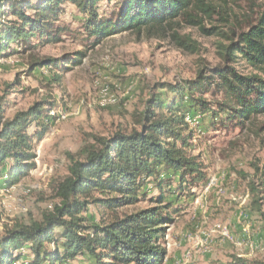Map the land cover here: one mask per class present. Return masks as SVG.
Here are the masks:
<instances>
[{
	"label": "rangeland",
	"instance_id": "rangeland-1",
	"mask_svg": "<svg viewBox=\"0 0 264 264\" xmlns=\"http://www.w3.org/2000/svg\"><path fill=\"white\" fill-rule=\"evenodd\" d=\"M117 2L100 3L102 19H113ZM215 2L222 17L230 15L234 27L235 21L238 27L245 18L264 13V0ZM63 8L53 22V41L37 35L0 51L2 123L41 107L66 116L55 119L42 136L36 123L27 127L36 167L15 187L7 188L0 181V239L17 225L41 221L44 213L61 204L57 189L69 175L67 154L78 157L93 137L110 139L121 132L140 131L152 99H174L169 87L196 81L200 73L211 76L210 72L222 64L217 53L222 38L207 36L199 27L183 22L177 27L180 36L200 45L196 54L179 49L168 37L132 32L95 44L84 15L72 4ZM221 16L206 19L204 27L228 32L230 24L221 22ZM6 20L13 22L15 18L6 14ZM223 97L210 88L202 99L218 113ZM159 113L167 115L164 109ZM183 113L187 124L183 132L192 135L186 152L201 166L205 179L198 184L188 177L182 188L173 185L171 194L166 195V202L174 207L168 211L172 222L164 226L160 241L166 251L164 264H264V116L241 124L228 120L227 113L219 117L195 113L188 102ZM180 176L170 172L165 179L178 181ZM213 178L216 182L209 187ZM150 182L141 189L136 204L113 212L94 204L92 200L103 198L94 194L81 214L88 220L84 226L103 225L113 218L123 220L165 206L166 202L157 201L161 191ZM251 185L258 188V195L250 193ZM257 197L262 200L261 212L253 208ZM189 253L192 260L187 258ZM22 254L21 264H28V251ZM67 264L95 263L81 256Z\"/></svg>",
	"mask_w": 264,
	"mask_h": 264
},
{
	"label": "trees",
	"instance_id": "trees-1",
	"mask_svg": "<svg viewBox=\"0 0 264 264\" xmlns=\"http://www.w3.org/2000/svg\"><path fill=\"white\" fill-rule=\"evenodd\" d=\"M113 1L0 0V51L37 35L48 42V37H52L53 41V22L63 13L64 5L72 4L87 19L85 26L95 44L132 32L168 37L179 49L196 54L200 45L177 32L183 22L199 27L207 36L222 38L217 44L222 64L210 72L211 76L200 73L196 81L169 87L174 99H152L143 114L140 131L121 132L110 139L93 137L92 144L78 157L67 154L71 161L69 175L57 189L61 204L53 212L44 213L41 221L7 231L0 239V264H21L23 250L31 258L28 264H67L81 256L89 257L95 264H164L166 251L160 241L164 226L172 222L168 211L174 207L166 202V195L171 194L173 185L182 188L188 177L198 184L205 179L201 166L186 152L192 135L183 132L187 127L185 103L195 113H212L214 117L227 113L228 120L241 124L264 116V13L245 18L238 27L235 21L234 27L230 15L224 18L218 12L215 0H118L113 19H102L100 3ZM30 11L32 14H28ZM6 14L15 21L6 20ZM214 15L230 24L228 32L204 27L205 20ZM210 88L224 96L218 113L202 99ZM163 109L167 115L159 113ZM51 112L52 109L46 111L43 107L30 109L2 123L0 111V181L5 187L17 186L35 169L33 139L27 134V127L36 123L42 136L56 119ZM170 172L181 173L179 180L165 179ZM150 181L161 191L157 201L166 202L168 208L156 207L123 220L113 218L107 224L84 226L88 220L81 214L92 202L107 212L134 205L141 189L149 187ZM250 188L253 196L258 195V188ZM94 194L103 198L90 202ZM261 201L257 197L253 203L255 211L261 212ZM56 230H60L59 234ZM90 230L91 233L84 234Z\"/></svg>",
	"mask_w": 264,
	"mask_h": 264
},
{
	"label": "built area",
	"instance_id": "built-area-1",
	"mask_svg": "<svg viewBox=\"0 0 264 264\" xmlns=\"http://www.w3.org/2000/svg\"><path fill=\"white\" fill-rule=\"evenodd\" d=\"M51 116H54V118H56L57 120H64L66 118V116L64 115V113H62L60 111L58 113H56V114L54 112H52L51 113ZM215 182H216V180L214 178L212 180H210L209 187L214 186ZM187 258H188V260H192L193 256L189 253L187 255Z\"/></svg>",
	"mask_w": 264,
	"mask_h": 264
}]
</instances>
